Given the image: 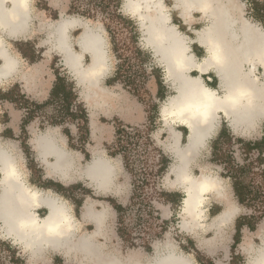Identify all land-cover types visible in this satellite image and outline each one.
I'll return each mask as SVG.
<instances>
[{
  "label": "bare ground",
  "instance_id": "1",
  "mask_svg": "<svg viewBox=\"0 0 264 264\" xmlns=\"http://www.w3.org/2000/svg\"><path fill=\"white\" fill-rule=\"evenodd\" d=\"M30 6L31 0H0V84L22 78L30 88L36 78L21 68L22 60L8 41L25 39L32 31L34 17ZM175 7L187 23L193 20V12H200L207 19L208 25L195 31L196 39L173 23L171 8L163 0L124 1L125 11L141 24L143 45L164 67L165 79L175 92L163 103L161 116L172 139L166 150L175 158L171 169L173 185L185 192L182 229L191 230L194 222L206 228L201 222L207 218L205 204L212 200L211 196L226 201L225 209L213 220V226L221 228L233 221L240 208L229 198L218 177L204 170L200 176L193 175L191 166L217 134L223 117L235 132L259 130L258 121L264 117V28L244 16V3L240 0H175ZM63 16L56 22H40L46 31L45 42L51 51L63 56L78 84L94 89L87 99H99L100 92L106 93L100 83L114 67L107 38L85 20ZM77 27L84 30L78 44L91 58L86 67L83 55L75 52L71 43L70 32ZM193 43L205 49L204 57L199 59L194 54ZM209 73L218 79L219 89L206 84L204 75ZM97 88L102 91L97 92ZM98 101L95 100L97 106L91 107L92 118L96 115L94 109L101 106ZM176 127L188 129L185 144H181ZM92 128L95 132V122ZM31 144L50 175L67 183L85 178L98 193L117 194L116 179L122 167L104 150H94L92 160L81 166L80 157L65 147V139L56 130L38 135ZM0 175V237L19 244L28 255L29 264L49 263V252L60 253L74 264H141L137 255L122 257L120 249H111L100 241L111 239L107 222L113 214L108 205L97 210L96 202L85 201L82 218L94 226V231L82 233V223L76 220L67 200L28 184L18 148L12 142L0 140ZM43 208L47 210L45 217L38 214ZM163 248L166 251L161 253L157 247L158 253L147 264H193L186 255L177 253L175 245L166 244ZM251 264H264V244Z\"/></svg>",
  "mask_w": 264,
  "mask_h": 264
},
{
  "label": "rangeland",
  "instance_id": "2",
  "mask_svg": "<svg viewBox=\"0 0 264 264\" xmlns=\"http://www.w3.org/2000/svg\"><path fill=\"white\" fill-rule=\"evenodd\" d=\"M124 1L70 0L71 8L68 16L81 18L94 29L97 27L98 31L107 30V26L112 27L116 46L111 43L109 53H111L114 67L100 85L102 88L105 87V91L107 89L115 93L124 91L131 99L139 102L146 111V121L141 126H132L119 118L102 116L99 118L100 129L97 136L92 135L90 132L92 110L90 103L85 102V94L94 89L78 84L73 73L65 68L63 56H55L51 60L52 73L64 78L67 84L73 87V92L77 96L69 109V114H64L68 111L63 100L56 99L43 103L45 105L39 108L33 105L35 102L24 96L19 83L10 81L0 84V140L3 143L12 142L16 145L21 156V167L25 173V179L33 187L42 182V178L31 142L35 137L49 130L55 129L65 137L67 135L70 137V142L67 143L68 148L83 155L86 154L84 155L86 159L80 163L82 165L92 159L96 149L104 150L109 156L119 158L124 166L120 182L126 184L128 192L122 201L118 200L121 204L113 199L118 206V212L112 226L115 232L119 233L114 235L113 242L115 246L121 244L120 252L124 257L135 254L140 257L141 264H147L158 253L157 247H160L159 250L164 253L166 250L163 247L168 244L175 245L177 253L186 255L185 257L190 258L193 264H210L209 261L214 264H251L259 253V247L261 248L264 244V150L261 153L260 146L258 150L249 153L245 146L248 141L239 140L236 138L238 136L234 134L236 136L234 137L227 132L221 145L224 156L214 158L211 146L215 138L211 139L200 159L192 165L191 171L196 176H200L204 170L218 177L225 192L228 195L231 193V198L240 208V212L229 225L217 228L213 226L214 217L217 215L210 210L206 213L207 218L200 221L206 225L205 229L195 222L191 224V230L182 229L183 214L180 207L176 205L180 196L164 189L166 171L161 172L163 165L160 158V152L165 155L160 146V131L165 128L161 107L175 92L165 79L164 67L157 62L152 51L143 45L141 24L138 19L125 11ZM163 1L171 8L170 15L174 24L180 20L188 25L179 30L190 38L196 39L195 31H202L208 25L207 19H204L200 12H193V20L187 23L181 16L180 10L175 7V0ZM240 1L244 3L246 12L244 16L264 28V0ZM45 10L49 20L60 19L56 12ZM119 13L136 23L135 25L140 24L138 27L140 30H138L141 36L138 41L134 39L135 31L132 30V25L125 26ZM74 36H79V31L71 32L73 40ZM108 36L110 37L109 33ZM45 38L46 33L40 36V42L46 40ZM194 44L196 43L192 45ZM36 45V41H32L23 44L22 48L19 45V48L24 56L29 58L28 60L38 64L44 59L42 55L46 50ZM77 52H81L80 49L77 48ZM205 55L206 51H203V56ZM90 60L89 57L85 59V67L90 64ZM208 77H211V81L214 79L212 74ZM204 78L211 86L207 77ZM97 89V92L102 91L101 88ZM100 93L102 96L107 95V91ZM95 100L96 98L92 100L93 104ZM72 113L78 118L73 119ZM27 118L29 121L23 128V122ZM262 127L264 124H260L257 131L259 134ZM131 128L133 130H127ZM164 137L161 136L163 139ZM167 158L170 163H173L174 157L171 154ZM225 163L232 167L233 177L231 178L224 169ZM234 183L237 186L246 187L250 192L248 194L250 200L245 204L235 199L231 186ZM81 185L83 184L76 186L81 187V191L76 189L74 193H71V198L76 202L78 209L87 200L85 196L91 192ZM211 199L208 204H205L206 209L217 207V205H221V212L225 209L226 201L212 196ZM170 200H177L174 203L176 205L173 210L174 215L168 220H163L160 207ZM240 220L242 224H246L242 227L240 243L234 246ZM1 239L3 238H0V264H28L26 254L21 252L18 246H13L9 240ZM199 256L202 258L198 259ZM52 257L54 264H65L62 258L54 255ZM234 257L237 259L234 260ZM41 262L37 264H42Z\"/></svg>",
  "mask_w": 264,
  "mask_h": 264
},
{
  "label": "crops",
  "instance_id": "3",
  "mask_svg": "<svg viewBox=\"0 0 264 264\" xmlns=\"http://www.w3.org/2000/svg\"><path fill=\"white\" fill-rule=\"evenodd\" d=\"M30 7L32 9V15L34 17L32 20V23H31V30L32 31L30 32V34L25 39H23V38H21V39L8 38V41L10 42V44H12L13 50L15 51V53L22 60L21 68H23V70L26 72H30V74H35L36 78L34 80V83L30 86V88L27 87L25 80H23L22 78L11 79L10 81H15V82L20 84L25 97H27L28 99L32 100L33 102H35L37 104H43V103H48V102L52 101V91L55 87V84L57 82V77H58L56 74L52 73V68H51V62L52 61L51 60L55 56H62V55L58 52L51 51V49L49 48V43L45 42V40L40 42L41 41V40H39L40 36L42 34L46 33L45 29L44 28L42 29L40 22H42L43 24H47V23H52V22H56L59 20L57 18H54V19L52 18L49 20L48 16H47V12L45 9L56 12L61 19V16H63V15L67 16V17H71V16H68V13H69L71 7H70V0H31V6ZM176 24L178 25L179 28L181 26L182 27L188 26L187 24H185L184 22H182L180 20L176 21ZM82 28L83 27H77V28L73 29L71 32L79 31V36H80L84 32V30ZM71 32H70V35H71ZM99 32L102 35H105V37L107 38L108 49L110 51L109 46L111 45L112 40H110L111 37L108 36L109 32L106 29H105V31H103V29L99 30ZM79 36H76V37L74 36V40L71 38V43H72L74 51L76 50L75 52H77V48L79 47L78 49H80L81 52H77V53H80L81 55H83V65H84L85 59L87 57L90 58V56H89V54L84 53L82 51L81 47L79 46V44H78ZM32 41L33 42L36 41V44H37L36 47L44 48L46 50L43 52V55H42L44 59H42V62H38V64L34 63L33 61L28 60L29 58H26L24 56L22 50H21L23 44H26V43H29ZM19 45L21 48H19ZM194 46H196V47H194ZM192 50H193L194 54L199 59L204 57L203 51L205 52V49L202 48L197 43L192 45ZM65 68L68 69L67 66ZM69 71L71 73V70H69ZM195 73L197 74V72H195ZM262 73H263V70L260 69L259 77H262ZM209 74H212L213 76H215L214 73H209ZM209 74L204 75V77H207L211 86L208 84V82H206V84L209 85V87H211L213 89H219L217 87V82H218L217 80L218 79L215 76L214 79L211 81V77H208ZM204 79L206 81V78H204ZM106 87L108 88V86H106ZM106 94H107L106 96H102L101 98L96 99L97 101L99 100L98 103H101V106L97 107V109H96L97 111L94 109V111L96 112V115L94 116V118L90 117V132H92V135L97 136L98 131L100 129L99 128V118L102 116L105 118H119L120 120H122L126 124L132 125V126H141L146 121L147 116H146V111H145L144 107L139 102H137L135 99H131L127 93H125L124 91H122V92L120 91V92L115 93V91L111 92L109 90V91H107ZM86 96H88V94H85L86 104L89 102L90 107H92V108L94 105L97 106V104L92 103V100L94 99L93 97L91 98V100H88ZM99 110H100V112H99ZM263 118H261L262 120L260 119L258 121V128L260 127V124H264ZM92 122H95V125H96L95 132H93ZM220 124L221 125L217 131V134L213 137V138H215L213 143H212V146H211L212 147L211 149L213 151H214L215 140L222 134L223 131H227L234 137L238 136L236 138L239 140H245L248 142H261V144H260L261 145V153L263 152L264 148H262V147H264V127H262L260 134L257 132L258 130L246 134V133H241V132L238 133V132L233 131V129L230 127V125L228 123V120L225 117H223L221 119ZM224 124H226V126ZM176 129L181 134V144L186 143L187 137H188V129L185 127H176ZM53 130H55V129H52V131ZM56 131L58 134H60L65 139V143H66L65 147L67 149H69L67 146V143L70 142V137L67 134H66L67 137H65L58 130H56ZM165 135H166V137H164ZM161 136L164 137L165 140L163 138H161ZM170 139H171L170 138V132L165 127L164 129H162L160 131V146H161L162 150L164 151V154L166 155V157L169 154L172 155L171 151H169L168 149H167L168 151L166 150V145L167 144L169 145L172 143V141H171L172 139L171 140ZM184 141H186V142H184ZM209 142H210V140H209ZM209 142H208V146H209ZM203 150L200 151V154L194 160L193 163H196L200 159V157L202 156ZM71 151H73L77 156L80 157V163H82L81 161H83V159H86L84 157V155H86V154L83 155L81 153L75 152L74 150H71ZM36 156H37V153H36ZM172 156L174 157V155H172ZM110 157H112V156H110ZM112 158H114V157H112ZM115 159H117L119 161V164L122 167L121 171L119 172L117 179H116V184L118 187L117 194H115V193L100 194L97 191H95L89 185V181L85 178L77 179L74 183L63 182V181L59 180L58 178L50 175L48 173V171L46 170V166L40 162L38 157H37V162H38V168L40 169L42 182L40 181L39 184H37L35 186V188H38L39 190L42 189L43 191H46V192L50 191L52 193H55V194L63 197L65 200H67L70 203V205L73 207V209H72L73 215L75 216L76 220H78L80 223H82V233H84L86 231V234H91L94 231V226L89 222H84L83 218H82V211H83L84 204L82 207H80L78 209L76 206L77 205L76 202L73 201L71 198V193H74L76 189L78 191H81V187L78 188L76 186H77V184L82 183L83 185H81V186H83V187L87 188V190L91 191V192H89L90 194L85 196L86 199H90V200L96 202L97 203V205H96L97 210H100L101 206H103V204L108 205L112 210L113 219H110L107 222L108 231L111 235V239L107 240L106 238H101L100 241L103 242L104 244H107L108 247H110L111 249H113L115 247L120 249L119 245H121V244H119L118 246H115V244L113 242L114 241V235H116L118 233V231L116 233L115 229L112 226L113 220L116 217L117 212H118V206L115 208L114 204L112 202H110L109 199H115L117 201V203L119 202L118 201L119 199L122 201L127 196L128 188H127L125 183L120 182V178L124 172V166H123V164L119 158H115ZM174 161H175V158H174ZM174 161H173V163L169 162L170 164H168V167L165 170L166 175L164 177V185L163 186L167 192L177 193L178 196H180V199L179 200L177 199L179 202L176 205H177V207H180L181 213H182V205L184 202L185 192H184V190L180 189L176 185H173L174 182L172 179L174 178V176H173V173H171V169H172V166L174 164ZM87 162H89V161H86L85 165L87 164ZM193 163H192V165H193ZM81 166H84V165L81 164ZM30 185H32V184H30ZM231 186H232V192H233L235 199H238L236 196L234 184H232ZM229 198L232 199L231 193L229 195ZM176 201L170 200V201H167L168 203L165 202L164 204H162L160 209L162 212L161 218L163 220H168L170 217H172L174 215L173 210H174V207H176V205H174V203H176ZM118 204H121V203H118ZM77 209L79 210L78 212H77ZM210 210H212L214 212V215H218L221 213V205H217V207H210L207 209V212H210ZM38 214L41 217H45L47 214V210L43 208V209L38 211ZM89 229H91V230H89ZM118 235H119V233H118ZM1 240H3V239H1ZM4 240H9V242L13 246H18V248L21 250V252L25 253L23 251L22 247L19 244L15 243L13 239H4ZM52 255H54L55 257H58V258H62L64 260L65 264H74V263H72V261L71 262L68 261L65 256H63L57 252H49L46 255L48 260H49V263H47V264H54V259H53ZM26 256L28 258L27 254H26ZM120 256L124 257L123 253L120 254ZM27 260H28V264H29V258ZM38 262H40V261H38ZM41 263L44 264L43 261Z\"/></svg>",
  "mask_w": 264,
  "mask_h": 264
},
{
  "label": "trees",
  "instance_id": "4",
  "mask_svg": "<svg viewBox=\"0 0 264 264\" xmlns=\"http://www.w3.org/2000/svg\"><path fill=\"white\" fill-rule=\"evenodd\" d=\"M119 17L122 20L123 24L126 25H132V30L135 31L134 33V39L135 40H139L141 33L139 32V25H135L136 23H134L133 21H131L130 19L126 18L125 16L121 15V13H119ZM178 24V23H177ZM107 31L110 34L111 40H112V44L113 46H116V42H115V37H114V32L112 27L107 26ZM180 28H185V27H180ZM139 29V30H138ZM76 95L73 92V87L69 86L66 82V80L64 78H62L60 75H58L57 77V82L55 84V87L52 91V101L59 99V100H63L64 101V105L67 106V111L68 112H64V114H69V109L71 107V105L73 104L74 99H76ZM51 102V101H50ZM46 104V103H45ZM45 104H37V103H33V105L41 108L42 106H44ZM71 116L74 118L77 117L76 114L72 113ZM78 118V117H77ZM29 121V118L25 119L23 122V128L26 127L27 123ZM227 135V131H223L222 134L215 140L214 142V151H213V157L217 158L220 156H224L222 153V143L224 142V138ZM261 142H247L245 144L246 146V151H248L249 153L254 151V150H258V147H260ZM160 158H161V163H162V167H161V172H164L169 164V160L167 157H165V155H163L162 152H160ZM220 161V160H217ZM224 163V162H223ZM224 169L227 170L228 172V176L231 178L233 177L232 175V167L228 164L224 166ZM237 186L236 183H234V188H235V192H236V196L239 200V202L241 204H245L247 201H249V197L248 194L250 193L248 191V189L246 187H240ZM241 220H245V219H241ZM241 220L239 221L240 223L237 225V232L235 235V244L234 246L238 245L240 243V237H241V231H242V227L243 225H245L244 223L242 224ZM122 234V233H121ZM148 250H150V247H148ZM202 258L201 256L198 257ZM237 259L234 257V260ZM210 264H214L212 261H209Z\"/></svg>",
  "mask_w": 264,
  "mask_h": 264
},
{
  "label": "flooded vegetation",
  "instance_id": "5",
  "mask_svg": "<svg viewBox=\"0 0 264 264\" xmlns=\"http://www.w3.org/2000/svg\"><path fill=\"white\" fill-rule=\"evenodd\" d=\"M110 202H112L114 204V207L116 208L117 205L114 203L113 199H109Z\"/></svg>",
  "mask_w": 264,
  "mask_h": 264
},
{
  "label": "built area",
  "instance_id": "6",
  "mask_svg": "<svg viewBox=\"0 0 264 264\" xmlns=\"http://www.w3.org/2000/svg\"><path fill=\"white\" fill-rule=\"evenodd\" d=\"M127 130H133V128H131V129H127Z\"/></svg>",
  "mask_w": 264,
  "mask_h": 264
}]
</instances>
